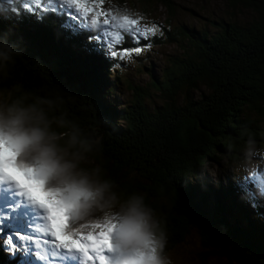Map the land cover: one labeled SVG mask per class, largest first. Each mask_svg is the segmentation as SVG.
I'll return each mask as SVG.
<instances>
[{
	"label": "trees",
	"instance_id": "16d2710c",
	"mask_svg": "<svg viewBox=\"0 0 264 264\" xmlns=\"http://www.w3.org/2000/svg\"><path fill=\"white\" fill-rule=\"evenodd\" d=\"M138 2L143 11L157 3L175 12L174 0ZM227 2L251 10L254 20H212L214 32L207 23L166 30L179 52L163 68H148V88L129 85L132 99L121 102L124 62L106 40L120 51L162 45V37L137 44L118 28L111 32L120 33L117 43L104 38L102 19L93 25L64 0H0V41L17 52L4 83L50 95L86 135L101 139L95 162L122 199L145 195L167 231V253L195 229L215 255L264 264V0ZM249 134L257 151L246 159ZM221 162L231 171L247 166L223 183L204 176L206 166ZM0 264L46 263L0 240Z\"/></svg>",
	"mask_w": 264,
	"mask_h": 264
},
{
	"label": "clouds",
	"instance_id": "9594fccd",
	"mask_svg": "<svg viewBox=\"0 0 264 264\" xmlns=\"http://www.w3.org/2000/svg\"><path fill=\"white\" fill-rule=\"evenodd\" d=\"M16 56L12 45L0 41V162L7 149V159L14 160L22 177L41 185L67 212L71 227L113 224L112 243L123 264H174L166 251L167 231L145 195L122 199L95 162L101 139L86 135L50 95L4 83ZM256 151L249 134L245 158Z\"/></svg>",
	"mask_w": 264,
	"mask_h": 264
},
{
	"label": "rangeland",
	"instance_id": "374dc122",
	"mask_svg": "<svg viewBox=\"0 0 264 264\" xmlns=\"http://www.w3.org/2000/svg\"><path fill=\"white\" fill-rule=\"evenodd\" d=\"M126 3L129 7L123 8V6H119L115 0H104L102 8L104 11L111 12L113 15L117 16L127 14L130 18L140 19V17H143V19H140L141 28L145 25L150 26L155 22L159 25L156 36L162 37V40L166 43L157 46H152V44H150V47L144 48L139 55L133 54L131 57H121V61L124 62V69L121 67L122 69L120 68V71L122 74V80L126 82L124 86H118V89L122 92V96L118 98L121 102L132 99L133 92L129 88V85L134 84L143 90L148 88L147 85L149 84L150 79V75L147 74L148 68L153 71H156L160 67L163 68L170 56L175 52H179L177 51L178 48L176 44L168 41L166 30L173 33L177 30L178 32H181L185 26L192 27L195 25L197 28H200V26L207 23L210 32H214L215 29L211 24L212 20L222 18L238 21V23H246L253 21L255 18L254 13L249 9H242V7H239L240 9L234 10L228 5L227 0H174L175 12L173 14H170L165 7L157 3L150 4L145 8V11H143L144 7L141 3L139 4L138 0H126ZM88 18H91V14ZM101 19H103V17H101ZM118 28H120L119 24L114 22L112 25L108 26V31L112 32V30H117ZM132 36L134 38V32H132ZM107 50L109 51V49ZM229 166L230 165L227 166L225 162L212 164L211 166H206L203 173L205 177L210 178L215 181V183H223L226 179L224 177L228 172L235 173L236 171L239 172L241 170H246L245 168L247 165H240L237 170L233 171L230 170ZM15 191L17 192L18 190L15 188ZM5 193L6 192L4 191L0 194L7 199ZM9 197L16 198L13 199L15 204L13 208L15 207V210L13 211L12 208L9 207L12 206L10 198L8 199L9 201L4 202V206L0 204V233L4 231V227L7 225L5 222L8 221L9 218L14 220L19 217L21 219L25 218L26 220L23 222L27 225L31 224L33 226L39 222V216L42 215L41 209L31 204L24 207L23 202L27 203V200L24 197H17L16 194H14V196L9 195ZM16 209L18 210L16 211ZM245 209L252 211L251 206L248 204L245 206ZM5 229L11 231V233L14 232V228L11 226H7ZM79 230L87 231L82 227H80ZM27 231L30 234V228ZM7 235H5V237ZM48 239H51V237H48ZM41 242H43V238ZM41 251H43V249H41ZM168 254L173 259L174 264H236L233 261L215 255L213 250L206 249L202 245L200 236L195 229H191L189 235L185 238V241L175 247ZM65 257L69 264H80L79 254L74 253L72 256L65 255ZM53 263L58 264L57 259L53 261Z\"/></svg>",
	"mask_w": 264,
	"mask_h": 264
},
{
	"label": "snow or ice",
	"instance_id": "6c2138e0",
	"mask_svg": "<svg viewBox=\"0 0 264 264\" xmlns=\"http://www.w3.org/2000/svg\"><path fill=\"white\" fill-rule=\"evenodd\" d=\"M64 3L75 9L85 19H88L91 14L93 25H99L103 17L104 38L112 36L117 43L120 42V33L108 31V26L114 22H117L126 32H134V40L137 44L141 40L147 42L150 37H155L159 29V25L155 22L141 28L140 19L143 17L136 19L130 18L127 14L117 16L104 11L102 8L104 0H64ZM106 43L113 58L139 55L144 48L150 47L149 43H144L131 49L121 48L120 51H116L112 50L109 41L106 40ZM9 154V151L5 149L4 160L0 162V180L10 181L18 190L17 196L24 197L31 205L42 210L39 222L35 226L29 225L30 234L15 232L5 237L3 243L7 245L10 252L18 248L25 250L31 248L34 255L42 261H55L59 256H72L75 253L79 254L80 264H123L120 254L112 243L113 224L97 222L82 226L87 231L71 227L67 212L41 185L24 179L15 168L14 160L10 162L7 159ZM9 207L15 210L13 206ZM42 238L43 242H41Z\"/></svg>",
	"mask_w": 264,
	"mask_h": 264
},
{
	"label": "bare ground",
	"instance_id": "6f19581e",
	"mask_svg": "<svg viewBox=\"0 0 264 264\" xmlns=\"http://www.w3.org/2000/svg\"><path fill=\"white\" fill-rule=\"evenodd\" d=\"M3 191L6 192L5 195L7 196V199H5L4 197H2L1 194H0V204H2L4 206V202L9 201L8 199L10 198L11 199V205L14 206L15 204H14L13 199L15 197H9V195H11V196L13 195L14 196V194H16L14 185L12 183H5V181H3V184H0V193L3 192ZM23 203H24V207H26V205H27L28 202L27 203L26 202H23ZM17 210L18 209H16V211Z\"/></svg>",
	"mask_w": 264,
	"mask_h": 264
}]
</instances>
